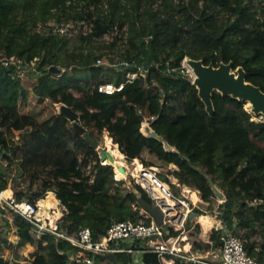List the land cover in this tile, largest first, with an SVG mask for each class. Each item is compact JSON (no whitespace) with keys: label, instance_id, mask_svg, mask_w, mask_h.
<instances>
[{"label":"trees","instance_id":"1","mask_svg":"<svg viewBox=\"0 0 264 264\" xmlns=\"http://www.w3.org/2000/svg\"><path fill=\"white\" fill-rule=\"evenodd\" d=\"M96 1L0 0V151L9 161L17 158L19 168L32 181L41 180V192L28 194L32 185L25 190L14 186L16 199L35 201L53 190L66 207L65 227L71 232L88 227L94 238L114 221L150 222L152 217L141 210L136 197L141 193L152 203L147 193L139 184L128 186L123 179L113 178L112 165L100 163L98 151L53 108L65 104L79 113L87 131H106L127 161L137 158L144 167L176 164L178 169L172 174L178 183L202 190L205 202L215 204L209 180L215 182L225 198L217 203L218 218L241 234L246 252L263 264L264 120H251L252 115L257 119L259 115L247 110L242 101L217 91L212 93L210 115L197 87L181 71V62L184 58L214 66L233 62L234 68L243 67L247 81L264 91V0H231L229 10L216 0H179L172 11L158 0H113L110 13L104 16L91 9ZM62 18L92 24L91 32L78 35L79 44L73 49L66 36L36 31L38 23ZM115 27L119 35L111 42L93 43ZM104 47L117 48V57L112 58L116 66L96 64ZM11 57L25 63L36 59L37 72L25 73L36 78L32 92L41 106L20 109V100L30 101L28 88ZM124 61L129 65L120 64ZM52 65L64 70L53 73ZM132 73L137 74L132 78ZM104 82L123 83V87L113 93L98 91ZM144 119H151L150 127L163 140L142 134ZM13 129L19 131L17 142L12 140ZM164 141L174 150H167ZM112 155L117 159V154ZM92 161L99 170L90 182L86 167ZM115 169L116 177H123ZM42 173L45 178L40 177ZM7 184L1 173L0 191ZM193 210L198 216L204 214L197 207ZM7 216L12 219L17 246L35 247L27 264H72L69 242L32 233L30 224L11 210ZM185 226L192 253L220 250L219 230L213 229L210 242H203L198 238L196 218L189 217ZM178 232L168 227L164 238ZM0 264L7 260L0 256ZM95 264L163 263L156 253L145 251L139 262L127 253H109L98 255ZM174 264L197 263L176 258Z\"/></svg>","mask_w":264,"mask_h":264},{"label":"built area","instance_id":"2","mask_svg":"<svg viewBox=\"0 0 264 264\" xmlns=\"http://www.w3.org/2000/svg\"><path fill=\"white\" fill-rule=\"evenodd\" d=\"M70 1L71 0H67L66 3L68 4ZM112 1L113 0H97L96 5H91V9H93L96 14L102 16L108 15L110 13ZM252 1L255 2L256 0ZM76 8L78 9L79 6ZM68 19L70 20L68 21ZM68 19L62 18L60 21L51 19L45 23H38L36 31L45 36H49L50 34L67 36V34H71L76 26H79L81 28L86 27L85 31L81 30L79 33L86 34L91 32V23L88 24L83 19ZM72 20H74L75 24ZM122 30L124 33L122 32L123 34H121L124 38L126 36V26H124ZM117 34L119 35L118 29L115 27L114 31L104 34L102 38L111 35V39L113 40V37ZM187 59L188 58H184L183 60L186 64ZM10 62L16 66L21 77L25 74V70L37 72L36 59L29 63H25L23 60H16L11 57ZM96 64H103L102 59H96ZM120 64L125 66L129 65V63L125 61L120 62ZM183 67L184 64L182 63V72H184ZM188 68L192 70L189 66L187 69ZM136 74L137 73H132L130 77L133 78ZM193 79L194 77L191 81ZM128 81H130V79H128ZM122 87L123 83L116 85L112 82H104L98 85V91L113 93L121 90ZM258 118L264 120L263 115H259ZM12 132V140L17 142L19 139V131L13 129ZM95 163V161L89 162L86 167V173L90 182L93 181L96 172L99 170V168H93ZM100 163L104 164L101 160ZM15 166H19L18 159L14 158L12 161H9L4 156V151H0V174L3 173V176L7 177V186L12 188ZM156 169L157 168L153 166H143L139 170L134 183L139 184L152 200V204L157 205L162 210L164 216L161 226H158L154 222V219L151 218L149 223L131 220L114 221L106 232L98 238L92 236L91 230L88 227H82L71 232L65 227V224L68 223L65 221L66 207L62 204L56 192L53 190L46 191V197L36 199L35 201H31L26 197L18 200L14 192L9 196H1L0 194V206L6 211L11 210L14 214L25 219L30 224V231L32 233L38 236L42 234H51L56 240L59 239L69 242L73 246L68 252V259L72 264H95V259L98 255L109 253H127L134 256L135 260L139 262L141 253L145 251L156 253L163 264H174L176 258L182 262L197 264H261L256 257L246 252L244 239L241 234L234 232L233 228L225 226L222 221L215 223L207 230H203L206 242H210V234L213 229L220 231L222 246L219 252L212 256L210 261L202 259L207 257L208 253L205 256L189 253L191 246L185 250V244L181 246L180 243L186 236L184 233L186 220L192 213L191 205L186 199L185 187H182L177 181L176 185L182 187L181 189L183 191L182 193H174L170 187L171 183L159 175ZM15 179H21V171L20 173L17 172ZM49 197L53 200L54 206L44 203ZM224 200L225 198L221 199V202ZM257 202L263 203V200H257ZM168 227L182 230V235L176 234L164 238ZM170 239H173L174 245H179L178 248L168 243Z\"/></svg>","mask_w":264,"mask_h":264},{"label":"water","instance_id":"3","mask_svg":"<svg viewBox=\"0 0 264 264\" xmlns=\"http://www.w3.org/2000/svg\"><path fill=\"white\" fill-rule=\"evenodd\" d=\"M186 62L195 75L192 83L197 87L198 95L204 102L206 111L210 115L213 114L212 93L217 91L222 95H230L243 103H249L251 112L254 113V115L264 116V91L260 86L246 80V72L243 67L239 66L234 68L233 62H221L218 66H214L211 63L206 65L202 60L192 58H188ZM49 70L53 73L61 72V68L53 65L50 66ZM59 113L72 122L75 132L83 135L93 148H99L98 141L79 122V113L77 111L68 105L61 104ZM149 123L150 119H148L147 123L143 126L144 134L148 137H155L159 140H163V138L150 127ZM164 146L167 150H174L165 141ZM99 153L101 161L109 160L112 162L114 160V156L108 149H102ZM104 164L112 165L110 163ZM118 169L121 172H125L122 166H119ZM209 184L216 196L224 198L223 191L219 189L215 182L209 180ZM136 197L141 210L147 212L154 219V222L158 226H161L164 216L162 210L157 205L147 202L141 193H137ZM193 215L194 213H191L190 218Z\"/></svg>","mask_w":264,"mask_h":264},{"label":"rangeland","instance_id":"4","mask_svg":"<svg viewBox=\"0 0 264 264\" xmlns=\"http://www.w3.org/2000/svg\"><path fill=\"white\" fill-rule=\"evenodd\" d=\"M158 1H159V4H161L162 7H165L168 10L172 11V10H175L176 4H177V2L179 0H158ZM216 2L222 8L228 9V10L230 9V2H231V0H216ZM69 20L70 19H68V21ZM72 22H74V20H72ZM72 22H70V23H72ZM74 24H75V22H74ZM81 30L82 31H85L86 30V27H82L81 28L79 26H76L73 29V31L71 32V34H67L66 38L68 40V46H69V48L73 49V48L76 47L77 44H79L78 43L79 42L78 35L81 34V33H79V31H81ZM111 41H112L111 35H108V36H104L102 39L96 40L93 43H95V44H107V43H109ZM96 52H98L97 49H96ZM116 52H117V48L116 49H113V50H109L108 48H105L104 47L99 52V53L103 54V57L101 56L99 58L102 59L103 64H106V65L116 64L115 61H112L113 60L112 58H116L117 57ZM181 63L184 64V67H183L184 68V72L183 73L184 74H187L189 76V78L192 79L194 77V74L192 73V70H189V68L187 69L188 66H187V64L184 61H182ZM59 68H61L62 70H64V68H62V67H59ZM74 68L75 67L69 69V71H68L69 72V75L70 74L73 75ZM78 75L83 76L82 74H78ZM21 78L23 79V83L28 88V100H30V101L27 103L25 100H20V109L26 111V110H28L29 105L32 106L34 104H36L38 106H41V104L38 103L37 99L34 97L33 92H32V87L36 83V78L33 77V76H29L26 73L24 75H22ZM74 94H76V93H74ZM42 104L44 105L45 104V101L42 102ZM60 106H61V104H55L53 106V108H54V110L56 112H58ZM245 108L251 112L250 106H247L246 103H245ZM147 120L148 119H144L142 121V123H141L140 131L142 132V134H144L143 126L147 123ZM251 120L259 121L260 119L259 118L258 119L257 118H253V115H252L251 116ZM89 131H91L93 133L95 139L98 141L99 148H97V149L95 148V149L98 151L99 160H101L100 159V153H99V151H101L102 149H108L111 153L117 154V159H115L116 161H119V162L124 163V169L126 171V174H124L121 171H119L121 173V175L123 176V177H120V178H117L116 177V173H115V170H116L115 167L118 168V166L117 165H115V166L112 165V168H113V178L115 180H121V179H123V181H124V183L126 185H128V186L132 185L135 182V178H136L135 176H133L132 171H131V169H134V167L136 166V163H135L134 159L131 160V161H127L124 158V155L118 151L117 145L112 142V139L108 136V133L106 131H104L102 134H98L94 128H90ZM135 160L139 161L137 158H135ZM156 168H157L156 170L159 173V175H161V176H167L169 178V176L172 175V171L173 170H177L178 169V166L176 164L172 163V162H167L165 165H163V164L161 165L160 164ZM171 169H173V170H171ZM20 171H21V179L17 180V179H15L16 178V174H17V172L20 173ZM40 177L41 178H45L46 177V174L45 173H42V175H40ZM13 178H14L12 180V185H13V188L12 189H13V191L15 190L14 189L15 187H18L19 189L25 190V189H28L29 186L32 185V188L28 191V194H31V193H33L36 190H39L41 192V188H40L41 180H34V181H32L31 178L29 177V175L25 174L22 171V169L19 168V166L18 167L15 166V176ZM170 187H171V190L174 193H182V191H183L181 189V187H178L176 185V183H174V182H172L170 184ZM6 189H8V188H6ZM219 189H221V188L219 187ZM199 191L201 193L200 198H201V200L203 202L200 205L199 204L197 205V204L191 203V199L194 202H197L199 200L198 199V197H199L198 193L196 194L194 191H191V194L188 193V196L186 197L187 202L191 205V208H192L191 211L194 212V213H196L193 210L195 207L201 209L204 212V215H212L215 211H218L217 203H221V199H224V198H219L218 196H216V198H215V204H212V203L209 202L208 205H207V204H205L207 202H205L204 199H203V197H202L203 191L202 190H199ZM44 193H46V192H44ZM185 194H187V193H185ZM190 195H192V196H190ZM197 195H198V197H197ZM189 197H191V199ZM192 217L193 218H196V221H197L199 216H197L195 214ZM184 224H185V222H184ZM3 232H12V229H11L10 223H8V220L5 217H3L2 216V213L0 212V243H2V242L4 243V241H1L2 240ZM181 232H182V230H179L178 234L179 235H182ZM184 233L185 234H189V229H186V226H185ZM11 240H15V238L11 237ZM182 244H183V242L180 243L181 246H182ZM189 253H192L191 249H190V252ZM0 256L6 257V251L2 250V252L0 253ZM212 256H213V254L208 255L207 257H204L202 259H206V260L207 259H211ZM12 264H15V262H13Z\"/></svg>","mask_w":264,"mask_h":264},{"label":"crops","instance_id":"5","mask_svg":"<svg viewBox=\"0 0 264 264\" xmlns=\"http://www.w3.org/2000/svg\"><path fill=\"white\" fill-rule=\"evenodd\" d=\"M140 164L142 165L141 162H140ZM142 167H143V165H142ZM153 167L156 168L157 166H153ZM171 170H173V169H171ZM162 177H164L170 183H172V182L176 183L177 182V179L174 177L173 174L170 175L169 178L167 176H162ZM182 187H185V193H187L186 194L187 196H188L187 189L190 191H194L196 194L198 193L199 197H198V195H197V197L199 200L197 202H194L191 199V197H189L191 199V203L197 204V205L198 204L200 205L201 203H203L201 198H200L201 193L195 186L194 187L196 190H193L192 188L190 189L185 185H182ZM6 188H8L6 190H8L9 192H10V189H11L12 193L14 192L12 187L7 186ZM208 203L209 202H207L205 204L208 205ZM0 212L2 213V216L5 217L8 220V223H10V225H11L12 220L9 216H7L8 211H6L4 208L2 209L0 207ZM192 213H194V212H192ZM194 215H195V213H194ZM203 216L208 217V222H204ZM219 221H221V220L218 218V211H215L212 215H204V214L200 215L198 217V220L196 221L199 224V230H200V232L198 233L199 240L206 242L205 234H204L203 230L204 229L207 230L208 228H210L212 225H214L215 223H217ZM185 235H184L185 237L183 238L182 242H183V244H185V250H187L188 248H190L191 242L189 240V234H185ZM11 237L15 238V240H11ZM1 241H4V243L3 242L0 243V253L2 252V250L6 251V257H3V258L7 260V264H12L13 262H15V264H27L32 259L33 253L35 251V247L29 243H26L23 246H17V244H16L17 236L14 234V232H3ZM218 252H219L218 249L209 250V251H205V253L201 256H205L207 253H208V255H211V254L214 255V254H217ZM209 261H210V259H209Z\"/></svg>","mask_w":264,"mask_h":264},{"label":"bare ground","instance_id":"6","mask_svg":"<svg viewBox=\"0 0 264 264\" xmlns=\"http://www.w3.org/2000/svg\"><path fill=\"white\" fill-rule=\"evenodd\" d=\"M246 104H247V103H246ZM249 106H250V104H249ZM111 154H112V153H111ZM134 161H135V163H136V166L134 167V169H131V171H132L133 176L136 177V176H138V172H139V170L142 168V165L140 164L139 161H137V160H135V159H134ZM103 163H110V164H112V165H117L118 167H119V166H122V167L124 168V163L119 162V161H116L115 159H114L112 162H110V161L108 160V162L103 161ZM119 171H120V170H119ZM122 173L126 174V171H125V172H122ZM9 189H10V188H9ZM4 190H6V189H4ZM4 190H2V191L0 192L1 196H9V195L12 194L11 189H10V192L7 191L6 194L3 193ZM187 191H188L189 194H191V191H190V190L187 189ZM190 196H192V195H190ZM44 203H46V204H50V205H53V206H54V204H53V200L51 199V197H49L48 199H46ZM203 220H204V222H208V217H204V216H203ZM205 225H206V224H205ZM168 243H170L171 245H174V244H173V239H170V240L168 241ZM174 246H176V247L178 248L179 245H174Z\"/></svg>","mask_w":264,"mask_h":264}]
</instances>
